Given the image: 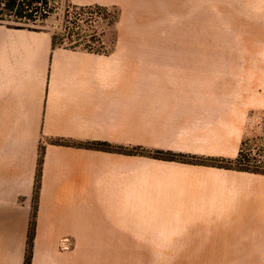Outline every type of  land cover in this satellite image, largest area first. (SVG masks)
<instances>
[{
    "label": "crops",
    "instance_id": "crops-1",
    "mask_svg": "<svg viewBox=\"0 0 264 264\" xmlns=\"http://www.w3.org/2000/svg\"><path fill=\"white\" fill-rule=\"evenodd\" d=\"M77 3L194 9L196 49L131 32L96 54L0 24V264L27 257L39 150L29 264H86L91 229H228L222 264H264V174L78 146L236 158L264 124V0Z\"/></svg>",
    "mask_w": 264,
    "mask_h": 264
},
{
    "label": "rangeland",
    "instance_id": "rangeland-1",
    "mask_svg": "<svg viewBox=\"0 0 264 264\" xmlns=\"http://www.w3.org/2000/svg\"><path fill=\"white\" fill-rule=\"evenodd\" d=\"M73 5L87 6L70 0ZM93 5V4H92ZM188 5H194L189 3ZM102 6V5H100ZM108 8L116 20L107 25L97 20L102 32L101 52L113 49L119 33H148L159 48L196 49L195 10H129ZM107 15V14H105ZM65 8L59 7L43 23L28 24L35 29L59 31ZM13 25V22H2ZM247 160L237 167L264 170V124L242 146ZM235 231V229H231ZM228 229H91L90 247H86V264H222L221 246ZM88 239L86 236V246Z\"/></svg>",
    "mask_w": 264,
    "mask_h": 264
},
{
    "label": "trees",
    "instance_id": "trees-1",
    "mask_svg": "<svg viewBox=\"0 0 264 264\" xmlns=\"http://www.w3.org/2000/svg\"><path fill=\"white\" fill-rule=\"evenodd\" d=\"M61 5L65 8L64 21L59 31L51 34L52 46L69 50H85L96 54H106V52L100 51V48L103 47L101 39L102 32L97 28L96 23L98 19H101L107 25H110L116 20L117 16L110 15L108 8L97 4L77 6L73 5L70 0H0V24L5 25L2 23L5 21L13 22L15 24L6 26L17 29L27 28L29 30H40L31 28L28 24L43 23L54 15ZM57 143L62 144L60 142ZM244 144H246V141L242 142L238 155L234 159L176 153L148 149L142 146L128 147L113 145L103 141H92L78 146L124 155H139L158 160L176 161L264 174V170L258 168H240L236 166L242 160H247L242 148ZM42 157L43 152L39 150L33 191V206L27 238V257L24 264H29V253L33 240L34 221L37 210V195L39 192Z\"/></svg>",
    "mask_w": 264,
    "mask_h": 264
}]
</instances>
